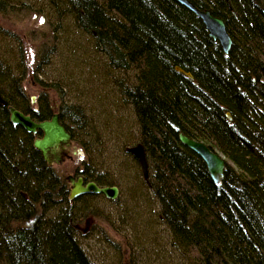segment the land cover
Instances as JSON below:
<instances>
[{
    "label": "trees",
    "instance_id": "1",
    "mask_svg": "<svg viewBox=\"0 0 264 264\" xmlns=\"http://www.w3.org/2000/svg\"><path fill=\"white\" fill-rule=\"evenodd\" d=\"M189 1L224 20L232 38L228 53L176 0H48L112 68L134 72L135 84L122 93L147 156L146 187L186 264H264V0ZM8 6L0 0L3 15ZM26 55L24 49L20 76L0 68V264H94L76 237L92 208L78 207L83 195L67 200L68 181L33 147L41 132L9 119V106L36 121L53 112L57 88L31 73L35 101L25 92ZM56 109L71 143L84 147L64 108ZM66 111L81 116L79 108ZM178 131L224 156L219 184ZM81 162L77 176L111 183Z\"/></svg>",
    "mask_w": 264,
    "mask_h": 264
},
{
    "label": "rangeland",
    "instance_id": "2",
    "mask_svg": "<svg viewBox=\"0 0 264 264\" xmlns=\"http://www.w3.org/2000/svg\"><path fill=\"white\" fill-rule=\"evenodd\" d=\"M2 1L10 7L0 12V68L20 76L25 49L28 76L57 88L52 99L84 144L70 143L54 168L76 176L84 161L95 176L120 185L115 199L84 195L76 203L93 212L79 223L77 238L86 255L94 264H186L159 218L158 202L138 179L140 168L124 151L139 143L132 106L122 93L134 72L112 68L90 37L48 0ZM32 77L24 81L25 92L36 98ZM68 107L79 108L81 116L69 115Z\"/></svg>",
    "mask_w": 264,
    "mask_h": 264
},
{
    "label": "water",
    "instance_id": "3",
    "mask_svg": "<svg viewBox=\"0 0 264 264\" xmlns=\"http://www.w3.org/2000/svg\"><path fill=\"white\" fill-rule=\"evenodd\" d=\"M178 3L184 5L192 11L198 18L201 19L208 35L213 41H218L224 53H227L231 46V39L225 29L224 20L218 16H214L209 10H201L194 6L189 0H176ZM264 14V10H262ZM176 70L182 72V68L176 66ZM185 75L191 77L189 72ZM35 96H30V101H34ZM0 102H4L0 97ZM9 119L13 124L20 125L27 132L36 133L37 130L41 132L39 137L33 140V147L38 150L42 158L49 163H58L60 161V153L65 150L71 143V135L65 129L64 125L59 120V113L55 108V112L49 119L35 121L28 114L15 109L12 106L8 107ZM230 118V114L226 113ZM179 141L194 151L205 162L208 173L215 184L220 182L224 169V158L215 150L209 148L208 145L190 138L185 134H178ZM139 161L142 172L146 175L147 162L145 158L144 149L141 144L129 147L127 149ZM78 153L81 151L78 149ZM66 180L70 184L68 201L85 193H102L109 198H116L118 190L115 186H97L94 182H86L83 184L81 176L74 177L72 174L67 175Z\"/></svg>",
    "mask_w": 264,
    "mask_h": 264
},
{
    "label": "bare ground",
    "instance_id": "4",
    "mask_svg": "<svg viewBox=\"0 0 264 264\" xmlns=\"http://www.w3.org/2000/svg\"><path fill=\"white\" fill-rule=\"evenodd\" d=\"M202 10H209V9H202ZM262 10H264V8H262ZM210 11V10H209ZM211 13V12H210ZM212 14V13H211ZM263 14V13H262ZM213 15V14H212ZM215 16V15H214ZM263 16H264V14H263ZM263 27H264V23H263ZM207 31V30H206ZM208 33V32H207ZM229 35V34H228ZM209 36V35H208ZM210 37V36H209ZM230 37V36H229ZM230 39H231V44H232V38L230 37ZM216 42H218V41H216ZM219 44V43H218ZM220 45V44H219ZM221 47V46H220ZM231 47V46H230ZM222 49V48H221ZM229 50H230V48H229ZM228 50V51H229ZM223 51V50H222ZM228 53V52H227ZM181 72V71H180ZM185 72H189V71H185L184 69L182 70V73L185 75ZM190 73V72H189ZM190 75H191V77H189V78H192V74L190 73ZM186 76V75H185ZM188 77V76H187ZM132 85L133 84H135V83H131ZM129 86V85H128ZM127 86V87H128ZM13 107V106H12ZM52 107V109H53V112H55V108H57V104L55 103V101L53 102V105L51 106ZM16 109V108H15ZM18 110V109H17ZM20 111V110H19ZM53 112H52V114H53ZM226 113H229V112H225V115H226ZM51 114V115H52ZM230 114V113H229ZM135 115V114H134ZM227 117V116H226ZM50 118V117H49ZM48 118V119H49ZM228 118V117H227ZM135 119H136V116H135ZM228 119H231V115H230V118H228ZM34 120V119H33ZM45 120V119H44ZM137 120V119H136ZM36 121V120H35ZM41 121V120H40ZM136 123H137V121H136ZM139 130V129H138ZM139 133V139H140V131L138 132ZM179 133H182V134H185V133H183L182 131H178V133H177V138H178V134ZM186 135V134H185ZM188 136V135H187ZM188 137H190V136H188ZM190 138H192V137H190ZM178 140H179V138H178ZM197 140V139H196ZM139 142V141H138ZM201 142H203V143H205L204 141H201ZM137 144V143H136ZM135 144V145H136ZM140 144V143H139ZM206 145H208L207 143H205ZM132 146H134V145H132ZM132 146H126L125 148H124V151L127 153V154H130V156H132V158H133V160H134V162H136V164L138 165V167L140 168V170H139V177H138V179L140 180H142V182L143 183H145V185L146 184H148V182H149V173H147L146 175L142 172V170H141V167H140V164H139V161L137 160V158L136 157H134L130 152H128L127 151V149L129 148V147H132ZM209 146V145H208ZM209 148H210V146H209ZM212 149V148H211ZM214 150V149H213ZM216 151V150H215ZM194 152V151H193ZM217 153H219L218 151H216ZM145 153V152H144ZM223 158H224V156L221 154V153H219ZM198 155V154H197ZM199 156V155H198ZM200 157V156H199ZM145 158H146V162H147V170H148V161H147V156H146V153H145ZM49 163V162H48ZM50 164H53L54 165V163H50ZM224 167H225V158H224ZM224 170V169H223ZM149 171V170H148ZM208 171V170H207ZM103 176H104V174H102ZM82 179H83V177H82ZM108 180V179H107ZM221 180V179H220ZM94 182L97 186H109L110 184H113V185H111V186H109V187H112V186H115L116 188H117V190L119 189V192H120V185H118L116 182L114 183V182H112V181H110L111 183L109 184H102V183H98V182H95L94 180H92V179H89V180H87V182ZM213 181V180H212ZM86 183V182H85ZM84 182H83V184H85ZM220 183V182H219ZM218 183V184H219ZM69 187H70V184H69ZM149 191V190H148ZM69 193V192H68ZM83 196L84 195H88V196H93V195H102L104 198H108V199H112V198H109V197H107V196H105L104 194H102V193H85V194H82ZM82 195H79L78 197H76V198H74L73 200H75V199H77V198H80V196H82ZM117 195H118V193H117ZM115 199V198H114ZM67 200H68V195H67ZM72 200V201H73ZM72 201H69V202H72ZM157 201V200H156ZM159 205V204H158ZM78 229H79V225H78ZM80 230V229H79ZM79 232H81V231H78L77 232V236H78V233ZM76 236V237H77ZM78 239V238H77ZM79 241V240H78ZM89 258V257H88Z\"/></svg>",
    "mask_w": 264,
    "mask_h": 264
},
{
    "label": "flooded vegetation",
    "instance_id": "5",
    "mask_svg": "<svg viewBox=\"0 0 264 264\" xmlns=\"http://www.w3.org/2000/svg\"><path fill=\"white\" fill-rule=\"evenodd\" d=\"M221 18V17H220ZM67 148V147H66ZM75 178L76 177H78L77 175L75 176L74 174H72ZM79 176H81V175H79ZM82 177V176H81ZM83 182L85 183V182H87V180H85V179H83ZM111 185H113V184H110L109 186H111ZM118 194H119V189H118ZM117 197V196H116Z\"/></svg>",
    "mask_w": 264,
    "mask_h": 264
}]
</instances>
